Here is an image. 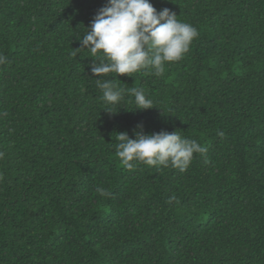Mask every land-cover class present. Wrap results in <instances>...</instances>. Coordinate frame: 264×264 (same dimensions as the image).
<instances>
[{
  "label": "trees",
  "instance_id": "1",
  "mask_svg": "<svg viewBox=\"0 0 264 264\" xmlns=\"http://www.w3.org/2000/svg\"><path fill=\"white\" fill-rule=\"evenodd\" d=\"M149 2L199 36L162 76L115 77L111 106L73 52L107 0H0V264H264V0ZM137 125L207 152L126 169Z\"/></svg>",
  "mask_w": 264,
  "mask_h": 264
},
{
  "label": "clouds",
  "instance_id": "2",
  "mask_svg": "<svg viewBox=\"0 0 264 264\" xmlns=\"http://www.w3.org/2000/svg\"><path fill=\"white\" fill-rule=\"evenodd\" d=\"M198 36L191 24L178 20L167 8L158 12L149 0H107L78 39L80 48L73 52L85 50L96 58L91 74L98 77L96 83L103 92L102 100L115 106L125 94V89L117 86L119 81L115 77H131L141 70L162 76L165 65L181 60ZM8 62L7 57L0 54V65ZM112 73H115L112 79H99ZM130 93L134 97L133 111L154 108L153 101L146 98L142 88H131ZM133 135L134 138H129L127 132L116 134L115 154L121 165L129 170L135 167L132 163L135 161L149 167H172L183 172L194 154L207 152L197 141L183 138L180 131L146 135L143 126L137 125ZM218 135L222 137L224 133ZM97 191L104 197L110 195L104 188Z\"/></svg>",
  "mask_w": 264,
  "mask_h": 264
}]
</instances>
